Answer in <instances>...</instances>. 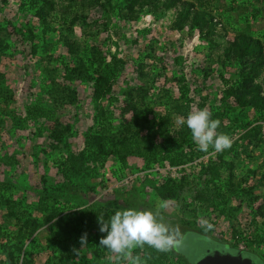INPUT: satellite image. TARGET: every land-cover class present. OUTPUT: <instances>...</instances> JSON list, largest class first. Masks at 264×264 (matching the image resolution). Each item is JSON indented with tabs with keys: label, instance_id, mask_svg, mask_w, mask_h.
<instances>
[{
	"label": "rangeland",
	"instance_id": "374dc122",
	"mask_svg": "<svg viewBox=\"0 0 264 264\" xmlns=\"http://www.w3.org/2000/svg\"><path fill=\"white\" fill-rule=\"evenodd\" d=\"M91 1L38 0L36 8L44 12L40 18L28 0H0V42L8 44L0 48V264L6 263L3 252L15 244L21 248L17 264L24 258L29 264H126L100 245L106 233L99 231L98 217L107 219L128 207L154 209L163 199L155 185L168 174L188 175L195 184L180 198L165 199L169 207L163 218L172 224L194 218V227L203 228L205 221L213 227L209 237L187 230L181 255L165 252L162 264H195L213 248L239 251L238 244L247 249L244 254L253 251L264 260V238H255L258 233L264 237V216L258 213L264 200V124L258 142L242 139L245 128L221 131L233 141L239 139L235 151L224 155L233 166L223 165L221 181L232 172L237 191L244 190L231 197L230 210L223 212L212 206L206 210L196 198L197 188L209 178L202 165L217 154L199 151L191 132V159L183 166L165 161L144 168L143 159L135 155H127L125 168L116 155L101 165L85 151L86 158L67 175L56 168L69 154L87 150L88 131L104 129L107 137H114L128 129L142 139L150 137L154 146L168 131L184 126L177 119L193 107L206 106L212 115L223 109L225 84L233 85L238 75L236 66L225 61L223 48L245 30L264 43V0H203V5L192 0L203 29L209 16L220 22L213 37L218 45L188 23L182 29L173 26L174 9L146 5L130 12L124 0ZM112 67L118 71L111 90L98 98L94 72ZM80 71L85 78L76 75ZM139 94H145L144 101ZM135 102L137 114L131 106ZM33 105L51 110V118L28 114L26 107ZM96 107L106 112L102 123L94 120ZM166 114L169 120L162 131L159 121ZM230 116H239L240 125L262 122L251 109ZM226 119L221 123L229 125ZM58 130L60 142L50 137ZM43 187L58 195L46 207L39 200L47 192ZM85 233L87 243L81 245ZM145 247L153 249L145 245L133 251L141 264L147 262Z\"/></svg>",
	"mask_w": 264,
	"mask_h": 264
},
{
	"label": "trees",
	"instance_id": "16d2710c",
	"mask_svg": "<svg viewBox=\"0 0 264 264\" xmlns=\"http://www.w3.org/2000/svg\"><path fill=\"white\" fill-rule=\"evenodd\" d=\"M29 6L34 10L35 14L42 18L43 17V8H36V4L38 0H28ZM107 3H110V0H106ZM126 6L128 11L133 12L136 6L143 7L146 5H151V7H162L164 10L174 9V24L177 29H182V27L188 23L192 27H197L199 33L202 35L201 37H207L209 42L218 45V42H215L213 39L216 33V27L220 22L216 20L213 16H209L207 18V25L203 29L200 25L198 14L199 11L196 8L195 2L192 0H124L122 1ZM90 3V1H89ZM91 3H99V0H92ZM200 5H203V0H198L197 2ZM24 5V3H22ZM122 7L120 8L121 12ZM203 13V10H200ZM246 29H249V26H246ZM65 43L70 45L68 42ZM0 48L7 49L8 44H2L0 42ZM68 52H70L68 50ZM223 57L226 62H229L230 65L233 64L238 69V75L233 80V85H226L224 90L223 101V109L216 111L212 118L217 117L222 122L226 118L230 121V124H222L218 131H231L233 132L238 127L242 129L245 128L243 134L241 135L242 139L248 141V143L252 141L258 142L262 139L261 131L264 124V43L249 34L247 30L238 31L231 41L228 42L227 45L223 48ZM109 65V64H108ZM118 69L114 67L108 68L107 71H104V68H97L94 72V93L98 98L106 96L111 90V82L112 79L117 75ZM85 73L80 71L76 75L81 78H85ZM180 87L181 93L184 94V89ZM145 94H139L138 99L144 101ZM234 101L232 104L231 101ZM129 106V105H128ZM133 107V111L135 114L138 113V107L135 104L131 105ZM96 112L94 114V120L97 122L105 121L106 112L102 107H96ZM245 109H251L253 112L257 113L258 118L262 121L261 123H257L252 125V123H244L240 125L241 120L239 116H230V114L242 113ZM186 110V109H185ZM184 110V111H185ZM26 111L28 114L33 115H44L46 118H51L49 114L51 110H47L42 106H27ZM181 111V110H179ZM169 113V112H167ZM185 113V112H184ZM111 114V113H110ZM50 115V116H49ZM15 119V118H14ZM226 119V120H227ZM169 120V115H163L160 118V126L161 130H164V126L167 125ZM98 122V123H99ZM138 127L140 121H136L135 123ZM248 127V129H247ZM190 129L185 125L179 127L177 129L173 128L168 131L167 136L157 143L154 146H151V138H141L137 132L132 133L128 129H125L124 134H120V136L107 137L104 133V129L95 130V132L88 131L85 134V143L86 149L77 154H69L64 161H59L56 165L57 170L64 175L71 170H75V166L79 164L80 159L86 158L85 151L89 152V157L93 156L95 161H100L101 165L106 161L107 158L112 156H117L118 160L122 164V166H126V157L127 155H135L141 157L144 161V168L151 167L154 163L163 165L164 162H167V165H184L188 159V149H191L193 146V142H189L187 139L190 137L188 134L190 133ZM230 133V132H229ZM57 142L62 140V134L58 131H53L50 135ZM239 139L235 140L230 149L225 150L222 153H218L216 158L212 161H208L203 164L202 171L209 177L207 180H203V185L197 188L196 198L203 201L206 205V210L210 206L214 209H219L220 212H223L225 209L230 210L228 207V202L230 201L232 196H236L239 193H243L244 190L240 189L237 191V182L234 183L232 172L229 173L227 177H225L224 181H221V173L223 165L229 166L231 168L233 166L232 162H225L224 155L229 152H234L237 147ZM143 143L144 146L141 145ZM242 146V145H240ZM246 148H244L245 150ZM129 169V167H126ZM59 172H57L59 174ZM216 180V181H215ZM217 180L219 183L217 184ZM157 185H155V192L158 193L163 199H178L181 197V194L184 192V189L192 187L195 182L190 181L188 175L182 174L180 177H174L172 175L162 176L160 180L157 181ZM236 186V187H235ZM253 188V186H251ZM47 191L43 196L40 197V203L42 207L47 206L48 200H56L57 193L49 187H43L42 190ZM247 193H250L251 190L247 189ZM264 195V194H263ZM7 201V200H6ZM185 211L187 208H185ZM193 211V212H191ZM189 211L193 216L194 210ZM55 213V212H53ZM258 213L264 216V200L258 207ZM54 215V214H53ZM52 215V216H53ZM190 217V218H191ZM194 217V216H193ZM194 218L186 221L185 223L179 222L176 224L183 225V228L187 227V230L193 229L197 233L204 234L208 236V232L210 230H206L200 227H194ZM195 224V223H194ZM264 227V220H263ZM187 230L183 229V232ZM235 232V231H234ZM239 235V234H238ZM100 237V236H99ZM209 237V236H208ZM256 239L262 240L264 237L261 234H256ZM146 248V264H162V259L166 257L165 252L160 253L155 248L152 251H149ZM97 251V250H94ZM175 252V249L172 250ZM177 251V250H176ZM21 252V248L18 245H14L11 250L4 251L3 254H6L5 264H17L19 253ZM136 254L140 253V249L135 251ZM176 253V252H175ZM177 255L181 254L177 252ZM182 257V256H181ZM184 259V257H183ZM23 264H29V259H23ZM186 262V261H185ZM187 263V262H186ZM191 264V263H187Z\"/></svg>",
	"mask_w": 264,
	"mask_h": 264
},
{
	"label": "clouds",
	"instance_id": "9594fccd",
	"mask_svg": "<svg viewBox=\"0 0 264 264\" xmlns=\"http://www.w3.org/2000/svg\"><path fill=\"white\" fill-rule=\"evenodd\" d=\"M177 123L187 125L191 131V138L197 149L204 153L215 155L230 149L233 138L218 131L221 126L220 119H213L208 107H193L186 117H179ZM169 201L158 200L155 208L143 209L128 207L116 210L107 219L99 215V231L106 233L100 239V245L109 249L117 260L126 264H141L140 258L133 255L136 248L145 245L155 248L159 252L179 251L182 245V232L179 224L172 225L163 218L167 211ZM211 230L213 225L207 221L200 225ZM81 245L87 243V234L81 237ZM75 254L77 249H74ZM251 257V256H247ZM253 264L256 261L251 257Z\"/></svg>",
	"mask_w": 264,
	"mask_h": 264
},
{
	"label": "water",
	"instance_id": "95a60500",
	"mask_svg": "<svg viewBox=\"0 0 264 264\" xmlns=\"http://www.w3.org/2000/svg\"><path fill=\"white\" fill-rule=\"evenodd\" d=\"M183 229L187 230V227ZM247 256L237 251L232 253L231 250L213 248L198 258L195 264H253L251 257Z\"/></svg>",
	"mask_w": 264,
	"mask_h": 264
},
{
	"label": "flooded vegetation",
	"instance_id": "af4514ba",
	"mask_svg": "<svg viewBox=\"0 0 264 264\" xmlns=\"http://www.w3.org/2000/svg\"><path fill=\"white\" fill-rule=\"evenodd\" d=\"M176 223L177 222H173V224L172 225H176ZM180 225V228H181V232H182V237H183V235L185 234V232H183V225H181V224H179ZM238 248V247H237ZM228 250V249H227ZM244 250H247V249H240L239 251H237V252H240V253H242V255L243 256H246V255H249V256H251V257H253L254 258V260L256 261V264H264V260H262V258L258 255V254H256V253H254L253 251H251V250H249V251H251V252H249L250 254H244ZM175 252L177 253L178 251H176L175 250ZM232 253H234L235 251H231ZM253 254V255H252Z\"/></svg>",
	"mask_w": 264,
	"mask_h": 264
},
{
	"label": "built area",
	"instance_id": "2783aa9c",
	"mask_svg": "<svg viewBox=\"0 0 264 264\" xmlns=\"http://www.w3.org/2000/svg\"><path fill=\"white\" fill-rule=\"evenodd\" d=\"M236 237H237V236H236ZM237 247H238L239 249H244L243 244H238Z\"/></svg>",
	"mask_w": 264,
	"mask_h": 264
}]
</instances>
